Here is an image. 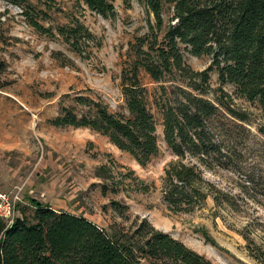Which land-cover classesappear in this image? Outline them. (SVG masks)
<instances>
[{"label": "rangeland", "instance_id": "374dc122", "mask_svg": "<svg viewBox=\"0 0 264 264\" xmlns=\"http://www.w3.org/2000/svg\"><path fill=\"white\" fill-rule=\"evenodd\" d=\"M111 3L116 14L108 19L81 0H0V191L17 194V218L32 219L29 197L80 215L121 241H134L145 219L212 264H264V136L257 130L263 115L233 85L219 84L211 55L194 56L179 44L182 70L162 73L159 66L161 82L139 67L157 138V152L144 165L88 127L53 124L63 108L86 111L77 98L128 116L123 73L130 75L133 62L159 65L154 54L166 49L164 34L175 22L172 3L162 5L160 26L141 0ZM29 18L50 31L30 25ZM73 20L89 35L80 36L75 49L55 29ZM209 66L203 97L212 101L221 87L246 119L219 109L206 121L218 150L179 157L164 140L153 98L160 99L161 86L167 89L161 99L171 101L179 93L173 87L199 86ZM178 161L193 167L209 190L201 206L187 211H173L163 200L164 171Z\"/></svg>", "mask_w": 264, "mask_h": 264}, {"label": "trees", "instance_id": "16d2710c", "mask_svg": "<svg viewBox=\"0 0 264 264\" xmlns=\"http://www.w3.org/2000/svg\"><path fill=\"white\" fill-rule=\"evenodd\" d=\"M50 1V0H49ZM89 10L103 18H114L112 0H81ZM161 24L164 3H172L175 22L164 34L166 49L155 52L156 63L144 65L133 62L130 75L123 73L122 94L128 116L111 112L107 105L77 98L86 111L77 114L71 109L53 119L55 125L88 127L108 137L120 150L128 152L140 165L157 152L153 115L148 109L149 91L138 79L139 67L144 68L156 82L171 68L181 71L179 44L189 47L194 56H212L220 85L231 84L249 102H256L263 115L258 132L264 136V0H141ZM14 4L21 5L14 2ZM42 16L47 9L41 10ZM32 26L40 28L37 20L29 18ZM55 27L65 42L74 49L80 36L88 35L78 21ZM45 32L47 27H41ZM89 36V35H88ZM73 49V50H74ZM157 66V67H156ZM209 66L201 72V84L173 87L178 95L171 101L161 99L167 89L160 88V99L153 98L162 113L163 136L167 146L179 157L186 152L208 154L215 145L208 137L207 119L224 109L229 115L245 120L244 113L232 109L229 95L218 87L219 95L212 101L204 98V86ZM198 74V73H197ZM187 78L191 79V75ZM227 98V99H226ZM215 150H218L215 147ZM204 180L196 170L181 161L164 171L163 200L173 211H187L201 206L209 194ZM215 200V197H212ZM33 207L31 220L15 217L11 225L0 218V264H212L184 244L151 226L143 219L131 238L121 241L80 215L56 211L27 197Z\"/></svg>", "mask_w": 264, "mask_h": 264}, {"label": "built area", "instance_id": "2783aa9c", "mask_svg": "<svg viewBox=\"0 0 264 264\" xmlns=\"http://www.w3.org/2000/svg\"><path fill=\"white\" fill-rule=\"evenodd\" d=\"M17 194L0 191V218L5 222L6 227L11 225L15 215V200Z\"/></svg>", "mask_w": 264, "mask_h": 264}]
</instances>
